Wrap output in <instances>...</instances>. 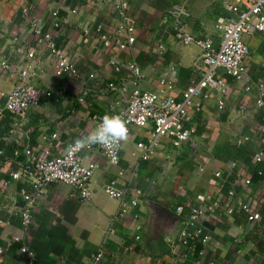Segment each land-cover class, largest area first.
<instances>
[{
	"label": "crops",
	"instance_id": "0c3cea01",
	"mask_svg": "<svg viewBox=\"0 0 264 264\" xmlns=\"http://www.w3.org/2000/svg\"><path fill=\"white\" fill-rule=\"evenodd\" d=\"M123 1V14L134 21V41L118 49L114 26L121 13L114 0H0V58L5 57L14 72L31 65V82L50 93L22 118L7 111L0 117V264H90L88 259L98 248L101 264H191L189 259L179 261L181 249L172 250V246L180 218L198 204L195 195L199 193L219 202L217 214H208L202 221L208 241L201 263L264 264L260 261L264 246L259 240L264 233V193L260 190L264 157L254 161L256 152L264 149V131L259 129L264 126V114L254 102L257 83L263 84L264 92V37L259 31L242 36L248 56L239 79L218 71L227 86L222 106L217 107L218 95L212 92L206 99L194 98L187 107L186 124L194 128L187 141L173 147L168 137H162L154 154L142 159L135 143L146 139L150 124L128 126L117 164L109 163L94 146L82 150V163L96 165L88 198H80L66 184L49 182L33 203L30 225L24 229L20 224L19 191H28L29 185L22 178L10 179L9 172L17 168L23 148L39 159L61 153L66 143L94 129V116L124 109L134 87L158 91L163 79L171 88L159 96L177 98L199 76L200 48L174 38L168 7L183 5L188 13L184 29L216 46L220 32L215 25L241 0ZM23 6L26 14L21 11ZM30 19H37L52 33L74 66V74H54L51 58L33 41ZM29 51H33L31 57L26 56ZM130 61L141 71L135 83L126 69ZM14 79L15 75L0 67V106ZM108 82L117 88L109 90ZM246 85L248 90H244ZM242 135L249 139L236 144ZM112 179L118 189L138 191L135 208L142 224L138 241L133 239L131 217L115 219L118 200L102 190ZM228 190L233 192L230 198ZM237 200L248 202L259 217L248 221L236 208L225 214L224 208ZM177 205L182 206V213L175 212ZM108 227L113 229L110 234ZM20 247L31 250L33 258H26Z\"/></svg>",
	"mask_w": 264,
	"mask_h": 264
},
{
	"label": "built area",
	"instance_id": "2783aa9c",
	"mask_svg": "<svg viewBox=\"0 0 264 264\" xmlns=\"http://www.w3.org/2000/svg\"><path fill=\"white\" fill-rule=\"evenodd\" d=\"M116 1V6L120 11V18L114 26L115 42L118 49H124L134 41V21L123 14L126 6L123 0ZM23 14L27 13V8H21ZM53 15L55 12L52 13ZM167 14L171 18V29L174 38L181 43H195L200 48L198 56L199 76L189 83L177 98L163 94L159 96L163 89H170L171 84L163 79L159 80L160 89L158 91L141 90L134 87L128 94L127 102L121 111L111 115H120L127 121L128 126H145L150 124V132L143 141H137L135 148L142 159H148L154 154L155 148L159 145L162 137H168L173 147H178L182 142L187 141L194 132L193 125L188 122L187 107L191 105L194 98L206 99L210 93L218 95L216 104L220 108L223 104V96L226 94L227 86L218 73L228 75L234 79H239L245 72V59L248 56V47L243 41L242 36L251 34L255 31L262 33L264 37V0H241L230 7V15L223 21L218 22L215 27L220 32V39L216 46L208 38H200L192 35L184 29L183 19L188 15L183 5L173 3L167 9ZM54 26L57 23H53ZM29 31L33 36V41L40 46L52 60L53 72L55 75L63 73L74 74L75 69L72 63L67 59L63 50L56 45L52 33L43 29L37 19L29 20ZM100 39L107 45V38L101 35ZM33 51H29L26 56L31 57ZM0 67L8 70L15 75V79L6 93L3 104L0 106V117L3 111H7L18 118L24 116L25 111L36 104L43 96H48V91H40L30 80L34 73L32 66L27 64L17 72L9 67L5 57L0 58ZM117 69V68H116ZM133 83L141 76L139 66L130 61L126 64ZM90 76V75H89ZM109 90L117 87L114 83L108 82ZM246 85L244 90H248ZM257 95L255 99L256 107L264 114V92L263 84L257 83ZM81 98H77L79 101ZM102 116H94V128L101 121ZM260 131H264L261 126ZM55 134L52 133L53 137ZM247 135H242L235 139L236 144H241L248 140ZM73 142L66 143L64 150L47 158L39 159L31 153L30 149L24 147L22 150V159L18 162L17 168L9 172L12 180L25 179L28 182L29 190L20 189V205L18 208V218L20 224L25 229L30 225L32 216V206L34 201L40 197L49 182H61L76 190L78 196L86 199L90 196V180L96 165L94 163H82L81 152L73 151L69 153V145ZM94 146L107 161L111 164H117L121 143L108 150L100 145ZM91 147V146H90ZM86 147V148H90ZM85 149V148H84ZM264 157V149L256 152L254 161L258 162ZM120 174V172H118ZM218 173H215L217 175ZM248 182V178H245ZM3 184H7L4 181ZM103 192L111 198L118 200V208L114 214L115 219L129 215L133 221L134 235L133 239L138 241L142 224L139 212L136 210L138 202V191L126 187L118 189L115 181L109 180L102 186ZM264 193V186L261 187ZM227 196H233L231 190L227 191ZM197 205H191L188 213L183 217L181 225L177 231L176 241L172 246L181 249L178 254V260L184 261L189 259L191 264H202L200 257L203 254L202 248L208 241V234L204 230L202 221L208 215H216L219 209L217 200H208L204 193L195 195ZM239 209L246 214L248 221H253L259 217L258 212L252 210L246 201L237 200L234 205H227L224 208L225 214H230L234 209ZM181 205L175 207L177 214L182 213ZM113 232L108 227L106 233ZM264 246V233L259 237ZM20 252L26 258L32 259L33 253L26 247H20ZM102 251L98 248L93 252L88 262L90 264H101ZM260 261L264 263V249L260 253ZM205 264H212L206 260Z\"/></svg>",
	"mask_w": 264,
	"mask_h": 264
},
{
	"label": "clouds",
	"instance_id": "9594fccd",
	"mask_svg": "<svg viewBox=\"0 0 264 264\" xmlns=\"http://www.w3.org/2000/svg\"><path fill=\"white\" fill-rule=\"evenodd\" d=\"M127 121L120 115L105 114L96 127L69 145V153L92 145L112 150L128 138Z\"/></svg>",
	"mask_w": 264,
	"mask_h": 264
},
{
	"label": "water",
	"instance_id": "95a60500",
	"mask_svg": "<svg viewBox=\"0 0 264 264\" xmlns=\"http://www.w3.org/2000/svg\"><path fill=\"white\" fill-rule=\"evenodd\" d=\"M180 220L182 221V220H183V218L181 217V218H180Z\"/></svg>",
	"mask_w": 264,
	"mask_h": 264
}]
</instances>
